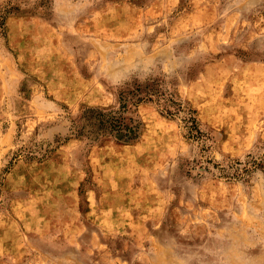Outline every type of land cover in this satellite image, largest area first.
I'll return each instance as SVG.
<instances>
[{"label":"rangeland","instance_id":"374dc122","mask_svg":"<svg viewBox=\"0 0 264 264\" xmlns=\"http://www.w3.org/2000/svg\"><path fill=\"white\" fill-rule=\"evenodd\" d=\"M0 264H264V0H0Z\"/></svg>","mask_w":264,"mask_h":264},{"label":"trees","instance_id":"16d2710c","mask_svg":"<svg viewBox=\"0 0 264 264\" xmlns=\"http://www.w3.org/2000/svg\"><path fill=\"white\" fill-rule=\"evenodd\" d=\"M128 94L129 93L127 92L121 94V106L118 109L105 111L102 109L88 108V112H93L88 117V120H90L91 124L95 126V131L110 135L111 137L126 143H131L139 139L142 132V123L134 118H130L131 123H128L125 116V112L128 110ZM147 99L152 100V98ZM170 102L171 104H167L166 106L162 105V111L166 112L168 115H175L174 111L183 112L185 114L184 121L189 132H191L190 135L200 137L202 131L200 130V122L196 117V111L188 108L176 97L171 99ZM241 170L248 171L246 168Z\"/></svg>","mask_w":264,"mask_h":264}]
</instances>
